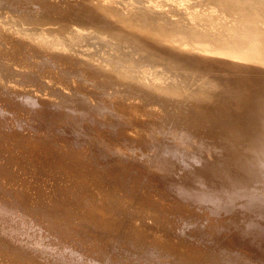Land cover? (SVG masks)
<instances>
[{
  "label": "bare ground",
  "instance_id": "6f19581e",
  "mask_svg": "<svg viewBox=\"0 0 264 264\" xmlns=\"http://www.w3.org/2000/svg\"><path fill=\"white\" fill-rule=\"evenodd\" d=\"M38 28L73 43L83 30L99 43L128 42L170 78L150 65L141 77L133 65L140 80L124 87V73L94 65L99 55ZM160 91L193 99L146 98ZM124 198L175 232L157 227L145 240L148 229L123 222ZM123 229L140 249L129 233L117 238ZM208 258L264 264V0H0V264Z\"/></svg>",
  "mask_w": 264,
  "mask_h": 264
},
{
  "label": "rangeland",
  "instance_id": "374dc122",
  "mask_svg": "<svg viewBox=\"0 0 264 264\" xmlns=\"http://www.w3.org/2000/svg\"><path fill=\"white\" fill-rule=\"evenodd\" d=\"M96 3L98 4L99 1L96 2ZM90 5H91V4H90ZM92 5H94V4H92ZM98 5H100V3H99ZM101 5H102V6H101ZM101 5H100V7H103V9L101 8L100 11L104 10V12L106 11L105 13H107V11H108V9H109V12H111V11L114 12V11H113L114 9H113V10L111 9L113 6L111 7V6H109L108 4H105L104 2H102ZM105 5H106V7H104ZM107 5L109 6V8H107V7H108ZM85 7H86V6H85ZM92 7H93V6H92ZM100 7H98V8H100ZM110 7H111V8H110ZM106 8H107V10H106ZM113 8H115V7H113ZM110 9H111V10H110ZM13 10H15V12L18 10L17 12H18V13H21V12H22L23 15H25V13H24L25 11H26V14H28L29 12H31L29 8H28V10H27V9H21V8H19V9H15V8H13ZM21 10H22V11H21ZM117 10H120V9H117ZM117 10L115 9V12H114L115 15H119V13H120V16H119V17H122L121 15H124V13H122V11H120V12L118 11V12H117ZM28 11H29V12H28ZM97 11H99V10H98V9H93V12H94L95 14L100 12V11H99V12H97ZM104 12H102L101 14H104ZM18 13H17V14H18ZM116 13H118V14H116ZM31 14H32V13H31ZM31 14H30V15H31ZM20 15H21V14H20ZM28 15H29V14H28ZM99 15H100V14H99ZM105 15H106V18H105V16H102V15H101V16H102L103 18H105L106 21H108L109 18H110V16H109V18H107L108 15H107V14H105ZM90 19H91V20H90ZM88 20L92 21L93 19H92V18H85V21L90 22V21H88ZM111 21H112V20H111ZM110 24H111V23H105V26L110 25ZM116 28H117V27H116ZM39 30H40V29L38 28V29H36L35 31H33V32H34V35H39L38 37H41V36H42L41 38H43V37L45 38V36H46L47 39L56 40V41H58V39H59V42H61V40H62V41H64L63 44L65 43V44H68V45L70 44L69 42H71V41L74 42V39L71 40V37H68L67 33H65V32H64V33H62V32H59V33H58V32H54V31H52V34H50L51 31H47V32H44V33H43V31H41V30L39 31ZM36 31H39V32H37V34H36ZM83 31H85L86 34L83 35V33H85V32H83ZM83 31L81 32L82 35H81V33H80V35H81L83 38H82L81 36L78 35V36H79V37L77 36L78 38L75 37V40H76L75 43L71 42V43H73V44H71L73 47H72L71 45H69V46L66 45L65 47H68V48L72 49V48H74V47L76 46V47H75L74 49H72V50H74V51H75V50H78V49H79V51L82 50V51H80V52L78 51V53H82V54H85V53L87 54V50H88V54H90L91 51H92L91 56L94 57V58H95V54L99 55V56L96 57L98 60L96 59V63H94V65L97 64L96 66H98V64H100L99 66H100V68H102L103 70H107V69L110 68V66H112V67H111L112 69L110 68L111 70H108V71H110V72L113 73V74H116V73H117V74H116V75H117V76H116L117 78H118V76H120L121 74L124 73V76H123V75L120 76V77L123 79V80H122V79L120 78V82H123V83H124V82L126 81V83H127V82H128V83H131V84H129V85L134 86L133 88H135V85H137V82H138L137 80H140V78L137 77V76L140 75V73H141V74L143 73V75H140L141 77H142V76H145V74H146L147 72H149V71L155 72L156 74L158 73L159 75L162 76L163 73H161V72L166 71V70H165V67H164L163 65H161V64L158 65V63L155 64V63H153V62L151 63V62H149V61H148V62L146 61L147 63H146V62L144 63L145 59L142 60V62H143L144 64H143V63L141 64V62H140L141 60H139V59H142V58H143V57H141V56H142V55L144 56V52H142L143 54L140 56L139 53H140L141 51H138V49L136 48V46L134 47V45H129L128 42H127V43H126V42L124 43V41H123V42L121 41L122 43H120L118 40H115V42L118 41L121 45H122L123 43H124L123 45L127 44V45L125 46V48L127 49V51H126V49L123 47V48L125 49V50H123V51H124V52H123L122 49H119V48H122V47H121V45H120L118 42H116V44H115L116 46L114 45V43H115L114 41H113V43H111V45H110L108 41L105 42V40H104V42H103V40L100 38L101 41L104 43V46H103V43H99V42H100L99 37H98V36H94V35H96V33H95L94 31H92V32H94L95 34H93V33L91 32V30H90V32L87 31V30H83ZM40 32H41V34L43 33V35H41ZM49 32H50V33H49ZM46 33H47V34H46ZM48 33H49L50 35H49ZM55 33L58 34V35H56ZM87 33H88V34L90 33V34H89L90 36L88 35L89 37L87 36ZM130 33H131V34H129V35H131V36H135L136 38H139V39L141 38V40H143V41H144V38H145V39H149V38H147V37H144L143 35H142V37H141V35H139L138 33L135 34V32H133V34H132V32H130ZM53 34H54V37H55V38L53 37ZM91 34H92V36H91ZM48 35H49V36H48ZM136 35H137V36H136ZM47 36H48V37H47ZM65 36H66L67 38H65ZM69 36H70V35H69ZM85 36H87V37H85ZM91 37H92L93 39H92ZM94 37H96V38L98 39V41H97L96 38H94ZM143 37H144V38H143ZM46 38H45V39H46ZM69 38H70V40H69ZM81 38H82V39H81ZM84 38H85L88 42H86V40H85ZM90 38H91V39H90ZM66 40L69 41V42H65ZM96 41H97V42H96ZM145 41H147L148 43H152V44H155V43H156V42H155L154 40H152V39L145 40ZM153 41H154V42H153ZM95 42L98 43V44H96ZM107 42H108L109 45H106ZM77 43H78V44H77ZM84 43H85L86 45H85ZM91 43H93V44H91ZM65 44H64V45H65ZM82 44L84 45V47L82 46ZM90 44H91V45H90ZM94 44H96V45H95L96 47L93 46ZM112 44H113V45H112ZM117 44L119 45V47L117 46ZM157 44H158V42H157ZM157 44H155V45H157ZM87 45H88V46H87ZM98 45H99V46H98ZM123 45H122V46H123ZM159 45H160V46H159ZM159 45H158V47L162 48L163 45H161V44H159ZM78 46H79V47H78ZM108 46H111V47H108ZM114 46H115V47H118V48L115 49L117 52L114 51V49H113ZM127 46H128V47H129V46H132V48L129 47V49H128ZM89 47H90V48H89ZM98 47H100V48H98ZM101 47H102V48H101ZM103 47H104V48H103ZM163 47H165V46H163ZM133 48H134V49H133ZM135 48L137 49V51H134V50H136ZM165 48H166V47H165ZM102 49H103V50H102ZM105 49H106V50H105ZM110 49H111V50L113 49V50L111 51ZM117 49H119V51H118ZM131 49L133 50L134 53L132 52ZM166 49H167V48H166ZM95 50H96V51H99V52H95ZM120 50H121V51H120ZM84 51H85V52H84ZM89 51H90V52H89ZM93 51H94V52H93ZM101 51H102V52H101ZM113 51H114L115 53H114ZM83 52H84V53H83ZM121 52H122V53H121ZM125 52H126V53H125ZM127 52H128V53H127ZM130 52H131V53H130ZM93 53H94V54H93ZM107 53L109 54V56H108ZM113 53H114V55H113ZM129 53H130V54H129ZM136 53H137V55H136ZM86 54H85V55H86ZM100 54H102V55H100ZM103 54H104V56H103ZM115 54H116V55H115ZM120 54H121V55H120ZM126 54H127V55H126ZM138 54H139V55H138ZM93 55H94V56H93ZM111 55H112V57H110ZM118 55H119V56H118ZM122 55H125V57L122 56ZM132 55L134 56V58H133ZM135 55H136V56H135ZM120 56H121V57H120ZM126 56H127V57H126ZM128 56H129V58H132L133 60L131 61L130 59H126V58H128ZM130 56H131V57H130ZM101 57H102V59H101ZM107 57H108V58H107ZM109 57H110V61H112V60L114 59V57H117V58H120V59H122V58L124 59V58H125L124 60H127V61L124 62V60H119V59L115 58L113 61H115V60L117 59V60L115 61V63L117 64V66H116V64H114L113 61H112V62H110V61L105 62L106 60L109 59ZM135 57H136V58H135ZM138 57H139V59H137ZM99 59H100L101 61H100ZM105 59H106V60H105ZM111 59H112V60H111ZM134 59H137L136 61L139 60V62L134 64V62H135ZM92 60H93V59H92ZM104 60H105V61H104ZM97 61H98V62H97ZM99 61H100V62H99ZM102 61L104 62L103 64L108 63L107 65L109 66V68H107V65H103V64L101 63ZM121 61H122V62H121ZM128 61L131 62V63L129 64ZM94 62H95V60H94ZM123 62H124V65H123ZM132 62H133V64H132ZM89 63H91V64L89 65ZM112 63H113L114 65H112ZM118 63H120V64H122V65L119 64V65H120V66H119ZM125 63H126V64H125ZM148 63H149V64H148ZM80 64H84V63L80 62ZM87 64H88L89 67H90V66H91V67L94 66V65H92L93 62H91V61H90V62H87L86 65H87ZM101 64H102V65H101ZM109 64H110V65H109ZM127 64H128V65H127ZM145 64H146V65H145ZM153 64H154L155 66H154ZM130 65H131V66H133V65L136 66V68H135L134 66H133V68H132L134 72H132V69L130 68V67H131ZM137 65H139V66H137ZM142 65L145 66V68H144ZM148 65H150V66H149V69H147V70H149V71H146V73H145L143 70H144V69L146 70V67L148 68ZM160 65H161V66H160ZM96 66H94V67H96ZM99 66H98V67H99ZM103 66H105V67H103ZM121 66H122V68H123V66H126V68L129 66V68H127V71H125V72H128V70L130 69V70H131L130 72H132V73L128 72V73L125 75V72H122V71H124V69L126 70V68L124 67V68L122 69ZM140 66H142V70H140V69H141ZM157 66H158V67H157ZM94 67H92V68H94ZM118 67H120V69H119ZM137 67H138V68L140 67V68L138 69ZM163 67H164V68H163ZM100 68H97V67H96V69H100ZM106 68H107V69H106ZM113 68L115 69V72H114ZM134 68L137 69L140 73H139L137 70H135ZM151 68H152V69H151ZM158 68H160V69H158ZM116 69H117V70H116ZM118 69H119L120 71H119ZM150 69H151V70H150ZM156 69H157V70H156ZM112 70H113V71H112ZM121 70H122V71H121ZM153 70H155V71H153ZM116 71H118V72H116ZM119 72H121V73H119ZM136 72L139 73V74L137 75ZM118 73H119V74H118ZM144 73H145V74H144ZM168 73H169V71L164 72V75H163L162 77L165 78L164 76H166ZM131 74H132L133 76H132ZM135 74H136V75H135ZM165 74H166V75H165ZM129 75H130V76H129ZM134 76L136 77L137 80H135ZM146 76H147V75H146ZM168 76H169V77H168ZM129 77H130V78H129ZM132 77L134 78V80L132 79V82H131L130 79H131ZM167 77L170 78V74L167 75ZM127 78H128V79H127ZM124 79H126V80H124ZM129 80H130V82H129ZM134 81H137V82L135 83ZM126 83L123 84L124 87L129 86L128 83H127V84H126ZM132 83H134L135 85H134V84L132 85ZM83 84L88 85V84H86V83H83ZM115 85H116V84H114V86H115ZM117 85H118V84H117ZM117 85H116V86H117ZM100 89H101V88H97V90H99L98 92H100V91L103 92V90H100ZM161 92H163L164 94L162 93V95H161V94H160ZM167 92H168V91H167ZM167 92H166V91H165V92H164V91H160V92H158V94H157V92H155V93H153V94H149L148 97H146V98H149L150 96H152V95L154 96V95L156 94L155 96L159 95L158 97L165 98L166 100L169 99V101H172V99H175V100H173V101H179V102H180V101H181L180 99L182 98V100H183V101H181L182 103H186V102L189 103L188 101H189V99L191 98V97H188V98H187L185 94H183V97H182L181 94H179V95L177 94L179 97L176 95V97H177V98H176V97L174 96L175 94H171V93H169V95H170V96H169ZM180 95H181V96H180ZM165 96H166V97L169 96V98L167 99ZM170 97H172V98L170 99ZM173 97H174V98H173ZM185 98H187V99L185 100ZM191 99H193V98H191ZM187 100H188V101H187ZM190 101H191V100H190ZM181 102H180V103H181ZM177 106H178V105H177ZM176 113H178L177 110H176ZM149 119H150V117H149ZM151 119H154V118H151ZM86 124H87V123H86ZM86 124H85V126H86ZM89 125L91 126L90 128H92L91 130H93V125H92L91 123H88V126H89ZM102 129H103V128H102ZM103 130L106 131V129H103ZM103 130H102V131H103ZM107 132H108L111 136H113V133H114V132H112L110 129H109V130L107 129ZM111 133H112V134H111ZM114 135H116V134L114 133ZM146 136H147V135H144L143 137H144L147 141H149V140L151 139V137H150L149 135H148L147 137H146ZM113 137H116V136H113ZM148 137H150V138L148 139ZM145 139H144V140H145ZM162 139H164V136H162V138H159L160 143L166 142L165 139H164L165 141L162 140ZM167 140H168V139H167ZM126 142H128V141H126ZM167 142H171V140H168ZM160 145H161V144H160ZM129 151L131 152L132 149H128V150H127V152H129ZM120 188H122V189L124 188L123 190L121 189L122 191H124V192L121 191L123 194H127V193L129 194V192H127V190L125 191L126 188H125L124 186H123V187H120ZM125 192H126V193H125ZM128 194H127V195H128ZM67 200H69L68 202H71L72 199L68 198ZM124 200H125V201H122V202H121V204H123V205H121L123 208H125V207H126V209L129 208L130 210L127 209V211L129 210L130 212L133 211V210H135V209H136V210H135L134 213L131 212L132 214H131V213H126L127 211H125V213L123 212V213L125 214V216H124V214L121 216V218L123 217L122 220H123V219H126V220H132V221H131V222H132V223H131V226H132V227H135V223H136V226H138V228L142 231V234H143V231H144V230L146 231V230L148 229V230L150 231V235H151V236H150V235H148V236H147V235H144V236H145V240H153L152 238H154V235H152V234H155V233H153V229H156L157 227H158V228H161V227H162L163 229L166 230V232L168 231V234H169V232H170V233H171V232H172V233L175 232V230H174L173 228H170V227H169V230H168L167 227H163V226H161L159 223L155 222L156 220H153V221L155 222L154 224H155V225L157 224V225L155 226V225L153 224L152 219H150L151 216H149V215H152V216H153V214H150L147 210H145V211L143 210L144 212L142 213V211H141V212L139 211L141 208H137V207H135L136 205H137V206L139 205V204L137 203V200H135V201H136V202H135V201L132 199L133 204H131V203H132V201H131V203H130L131 205H128V206H126L127 204H129L128 199L124 198ZM124 202H126V203H124ZM136 203H137V204H136ZM124 204H126V205H124ZM134 205H135V206H134ZM124 206H125V207H124ZM129 206H130V207H129ZM132 206L134 207V209H132V208H133ZM131 207H132V208H131ZM50 208H51V207H50ZM138 209H139V210H138ZM137 211H139L140 213H139V212L136 213ZM146 212H147V213H146ZM135 213H136L137 216L134 215ZM148 213H149V214H148ZM129 214H131V215H129ZM143 214H145L144 217H141V216H143ZM133 215L135 216V219H134V216H133ZM146 215H147V216H146ZM127 216H129L130 218L127 217ZM138 216H139V217H138ZM125 217H126V218H125ZM137 217H138V219H137ZM140 217H141V218H140ZM145 217H146V218L149 217V218L147 219L148 221L146 220ZM142 219L144 220V222H143ZM126 220H125V221H126ZM134 220H137V221L135 222ZM138 220L140 221L139 223H138ZM125 221L123 220V222H125ZM141 221H142V222H141ZM146 221H147V223H146ZM134 222H135V223H134ZM149 222H152V223H149ZM141 223H142V225H144V226H142ZM144 223H145V224H144ZM137 224H138V225H137ZM150 224H151V225L153 224V225L151 226ZM89 226H90V225H89ZM154 226H155V227H154ZM140 227H141V228H140ZM144 227H145V228H144ZM88 228H90V230H92V229L94 230V227H91V226H90V227H88ZM91 228H92V229H91ZM149 228H150V229H149ZM151 228H152V229H151ZM95 229H96V228H95ZM93 230H92V231H93ZM96 230H97V229H96ZM96 230H95V231H96ZM129 230H130V229H129ZM129 230H128V229H123V230H121V231L119 230V231H114V232H117L116 234H119V235H120L122 232H123L125 235H126V233H127V234L129 233L130 236L134 239L133 242H134L136 248H137V249H140V245H142V244H139V243L142 242V241H141V238H138V237L136 238L134 234L132 235V233L129 232ZM151 230H152V231H151ZM172 230H173V231H172ZM97 231H98V230H97ZM97 231H96V233L98 234V236L103 234V233L101 232V230L98 231V232H97ZM131 231H132V230H131ZM145 231H144V232H145ZM100 232H101V233H100ZM114 232H113V234H114ZM132 232H133V231H132ZM151 232H152V234H151ZM166 232H165V233H166ZM123 233H122L120 236L118 235L119 237H117V238H119V240H121V239H122V240H125V239L127 238V236L129 237V234L125 237ZM116 234H115V235H116ZM166 234H167V233H166ZM103 236H104V234H103ZM116 236H117V235H116ZM121 236H122L123 238H122ZM146 236H147V237H146ZM152 236H153V237H152ZM124 237H125V238H124ZM150 237H151V238H150ZM120 238H121V239H120ZM135 239H136V242L139 241V243L136 244ZM137 239H139V240H137ZM143 241H144V240H143ZM144 242H145V241H144ZM124 243H126V245L128 244L127 242H124ZM128 245H129V244H128ZM137 245H138L139 247H138ZM200 262H201V264H219L217 261H215V260H213V259H211V258H208V259H202Z\"/></svg>",
  "mask_w": 264,
  "mask_h": 264
}]
</instances>
